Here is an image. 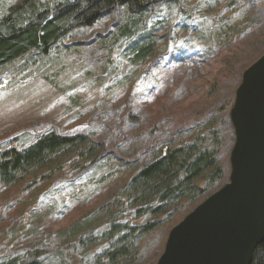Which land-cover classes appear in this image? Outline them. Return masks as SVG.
Wrapping results in <instances>:
<instances>
[{"label":"rangeland","instance_id":"374dc122","mask_svg":"<svg viewBox=\"0 0 264 264\" xmlns=\"http://www.w3.org/2000/svg\"><path fill=\"white\" fill-rule=\"evenodd\" d=\"M154 9L143 29H155L156 44L134 62L126 43L100 47L121 24L114 11L44 58L0 67V150L26 147L47 132L84 135L101 148L98 164L81 172L0 183V264L32 250L44 252L43 264H94L110 221L152 222L119 194L166 147H210L216 135L222 178L201 182L203 194L158 216L135 242L130 264H155L169 231L228 182L229 111L242 73L264 55V0H168Z\"/></svg>","mask_w":264,"mask_h":264},{"label":"trees","instance_id":"16d2710c","mask_svg":"<svg viewBox=\"0 0 264 264\" xmlns=\"http://www.w3.org/2000/svg\"><path fill=\"white\" fill-rule=\"evenodd\" d=\"M163 1L168 0H22L20 4L8 5L6 10V4L1 3L0 67L25 56L44 58L67 39L91 28L114 11L119 12L121 24L114 27L100 47L114 48L123 42L132 51L133 62L144 58L157 40L155 29H143V23L152 19L155 4ZM196 140L201 143L204 139ZM218 147L216 135L212 136L210 147L197 143L173 149L166 147L159 156L139 168L119 196L123 204L134 206L137 217L148 215L153 220L140 228L110 221L105 233L107 247L94 264H130L135 242L157 226L158 216H168L174 204L182 201L190 204L194 197L203 194L206 187H202L201 182L207 185L219 182L222 170L217 160ZM100 152V145L84 135L61 136L47 132L26 147L0 150V183L11 186L26 178L44 180L57 173L81 172L98 164ZM44 255L43 251L32 250L22 258H10L1 264H43ZM251 264H264V242L256 247Z\"/></svg>","mask_w":264,"mask_h":264},{"label":"water","instance_id":"95a60500","mask_svg":"<svg viewBox=\"0 0 264 264\" xmlns=\"http://www.w3.org/2000/svg\"><path fill=\"white\" fill-rule=\"evenodd\" d=\"M229 120L228 182L169 231L155 264H251L264 242V55L242 73Z\"/></svg>","mask_w":264,"mask_h":264}]
</instances>
